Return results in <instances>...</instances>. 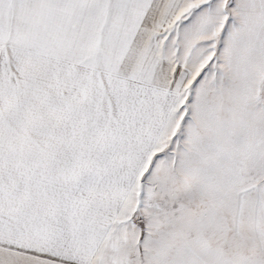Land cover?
<instances>
[{
    "label": "snow or ice",
    "instance_id": "6c2138e0",
    "mask_svg": "<svg viewBox=\"0 0 264 264\" xmlns=\"http://www.w3.org/2000/svg\"><path fill=\"white\" fill-rule=\"evenodd\" d=\"M0 264H264V0H0Z\"/></svg>",
    "mask_w": 264,
    "mask_h": 264
}]
</instances>
